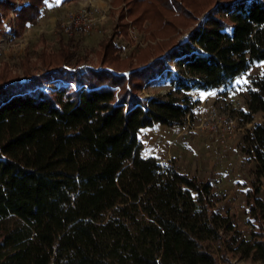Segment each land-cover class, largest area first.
<instances>
[{"label":"trees","instance_id":"obj_1","mask_svg":"<svg viewBox=\"0 0 264 264\" xmlns=\"http://www.w3.org/2000/svg\"><path fill=\"white\" fill-rule=\"evenodd\" d=\"M117 2L120 19L154 43L120 59L113 31L98 42L96 67L72 65L80 40L60 38L57 52L26 56L22 74H0V264H218L204 240L234 230L208 181L141 155L139 130L182 125L187 99L139 92L163 75L175 92L211 91L264 62V0ZM46 4L0 0V38L6 25L20 37ZM119 26L125 35L127 22ZM55 81L63 85L40 88ZM255 87L251 113L264 111V77ZM247 142L264 180V123ZM258 193L246 192L257 230L237 250L264 261Z\"/></svg>","mask_w":264,"mask_h":264},{"label":"rangeland","instance_id":"obj_2","mask_svg":"<svg viewBox=\"0 0 264 264\" xmlns=\"http://www.w3.org/2000/svg\"><path fill=\"white\" fill-rule=\"evenodd\" d=\"M90 4L96 6L99 13L92 15L87 33L69 34L63 24ZM125 7V3L117 0L71 3L47 0L41 16L29 24L20 37L12 33L9 25L4 27L0 38V74L3 71L22 74L20 64L26 56L35 63L41 51L57 52L60 38L64 42L70 37L80 40L72 65L84 61V65L98 67V42L113 31H116L114 42L120 47L116 53L120 59L136 52L151 41L145 39V33L135 28L125 14L122 20L127 22L126 34H119L120 13H125ZM189 30L190 27L183 30L178 39ZM263 77L264 62H258L240 72L226 86L215 90L193 88L175 92L168 76L163 75L159 81L144 85L139 92L144 99L171 94L181 100L187 99L191 105L190 114L182 125H154L139 130L141 155L153 157L160 163L170 160L179 172L210 183L215 211L231 218L234 225L232 231H220L221 239L204 240L218 264H264L251 252L246 254L237 250L240 241L248 240L250 231L257 230L254 220L248 216V187L259 186L257 197H264V180L255 174L256 162L247 142L255 125L264 123V111L251 113L248 109L249 93L257 89L255 82ZM61 85L63 82L55 81L40 88L52 90Z\"/></svg>","mask_w":264,"mask_h":264},{"label":"built area","instance_id":"obj_3","mask_svg":"<svg viewBox=\"0 0 264 264\" xmlns=\"http://www.w3.org/2000/svg\"><path fill=\"white\" fill-rule=\"evenodd\" d=\"M96 13H99L98 8L90 4L71 17L67 23L63 24V27L69 34H85L88 31L90 22L92 21V15H95ZM170 68L173 72H177L174 62L170 63Z\"/></svg>","mask_w":264,"mask_h":264}]
</instances>
